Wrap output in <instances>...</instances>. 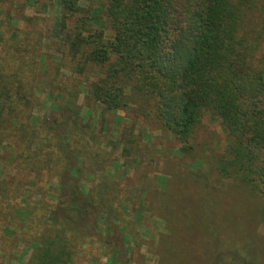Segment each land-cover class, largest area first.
<instances>
[{"label":"trees","instance_id":"1","mask_svg":"<svg viewBox=\"0 0 264 264\" xmlns=\"http://www.w3.org/2000/svg\"><path fill=\"white\" fill-rule=\"evenodd\" d=\"M62 4L71 14L83 15H78L71 28L66 21L68 16L61 21L63 41L70 55L84 62L82 69L88 70L90 66L104 69L103 77L84 86L86 100L97 101L112 110L128 109L133 103L143 112L149 107L148 114L153 113L161 128L170 131L183 144V154L192 150L191 138L204 115L220 120L228 134V153L209 157L210 172L218 182L232 184L235 180L236 194L258 199L259 220L245 225L244 237L235 235L228 226L234 208L239 206L236 195L230 194L229 202L224 204L216 192L212 195L204 192L201 196L209 198L207 203L212 209L211 215L204 218L201 206L204 198L194 200L191 196L190 179L202 189L209 174L193 172L184 177L178 172L175 175L190 178L185 184V193L173 181L178 179L181 183L179 176L163 181L167 190L172 185L177 189L170 201L173 208L170 225L181 231L177 243L186 248H196L199 242L210 248L213 243L217 249L222 247L217 253L213 252L212 264H264V236L259 232V226L264 224V57L254 56V41L248 29V23L254 19L250 13H259L264 18V2L105 0L104 23L110 26L112 39L106 38L103 28L93 27L94 13L83 12L79 0H63ZM10 76L0 75L3 85L0 88V126L4 118L2 108L9 105V99L16 98V102L27 99L14 89ZM1 79L8 81L3 83ZM60 95L65 101L61 117L46 127L55 133L54 144L61 164L50 177L58 186L55 187L57 201L49 212L47 229L35 239L30 264L75 263L74 238L79 227L83 225L92 239L95 237L93 229L114 211V203L104 197L102 186H88L83 178L84 152L95 136L88 132L89 140L79 137L90 129L79 118L80 107L76 102L79 91L76 87L72 90L61 87ZM125 149L130 151V147ZM140 188L137 192L148 197L149 211L157 210L162 216L160 207L169 205L157 198L164 192H160L159 187L149 191L145 182ZM220 188L218 185L212 191L218 192ZM134 193L129 190L128 196ZM217 206L220 211L215 212ZM196 207L200 209L198 216ZM221 214L227 216L222 218ZM207 223L210 227L221 226L220 229L226 231L225 236L215 233L206 237L203 227ZM104 242L111 250L117 248L107 238ZM106 256L111 264H130L119 251H108ZM154 264H164L161 255Z\"/></svg>","mask_w":264,"mask_h":264},{"label":"rangeland","instance_id":"2","mask_svg":"<svg viewBox=\"0 0 264 264\" xmlns=\"http://www.w3.org/2000/svg\"><path fill=\"white\" fill-rule=\"evenodd\" d=\"M62 1L0 0V75L11 74L9 80H13L14 89L27 97L18 102L14 101L16 98L9 99V105L2 108L0 264H30L31 254L36 248L35 239L47 229L49 212L55 207V187L58 186L50 177L61 164L54 144L55 133L46 127L61 117L65 104L60 95L61 87L64 90L76 87L79 91L76 101L80 107L79 118L90 127L79 137L89 140L88 132L95 136L84 152V181L88 186H102L104 197L114 203V211L93 229L94 238L85 233L83 225L79 227L74 238L77 256L72 264H111L106 255L114 250L126 256L130 264H154L160 255L164 264H212L213 252L217 253L222 247L217 249L213 243L210 248L199 242L196 248H186L177 243L181 231L170 225L173 222L170 201L177 189L172 185L167 190L163 181L167 177L172 180L179 176L175 175L178 172H182L184 177L193 172L209 174L202 189H198L190 178L179 176L181 183L178 179L173 181L185 193V184L190 179L193 185L189 190L193 192L194 200L196 197L204 198L201 197L204 192L211 195L216 192L226 204L230 194L236 195L239 206L234 208L228 228L235 235L244 237L245 225L259 220L260 201L236 194L235 180L232 184L218 182L210 172L209 157L228 153L229 137L221 121L204 115L191 138L192 150L183 154V144L170 131L161 128L153 113L148 114L149 107L143 112L139 105L133 103L128 109L112 110L97 101L86 100L84 86L103 77L104 69L97 66L82 69L84 62L70 55L63 41L61 21L68 16L66 21L71 28L78 15L82 14H71ZM79 5L83 12L94 13L93 27L103 28L106 38L112 39V30L104 23L106 18L102 7L105 0H79ZM250 14L254 17L248 23L253 37L251 41H254L253 53L256 58H262L264 18L256 12ZM7 81L1 79L3 83ZM2 86L0 83V88ZM125 147H130V151L127 152ZM144 182L149 191L159 187L160 192H164L157 198L169 205L160 207L162 216L156 213L157 210L149 211L148 197L137 192ZM218 185L221 187L219 191H212ZM129 190L135 191L131 197L128 196ZM208 200L205 197L201 204L204 218L212 212ZM216 211H220V207L217 206ZM195 212V215H200L199 207ZM226 216L221 214L222 218ZM180 220L183 222L182 216ZM210 226L207 223L203 227L206 237L215 233L225 236L226 231L221 230V226ZM259 232L264 236L263 223ZM105 237L117 248L111 250V246H106Z\"/></svg>","mask_w":264,"mask_h":264}]
</instances>
